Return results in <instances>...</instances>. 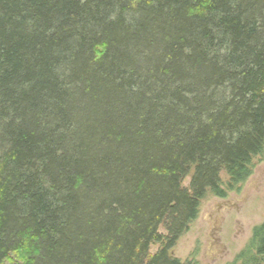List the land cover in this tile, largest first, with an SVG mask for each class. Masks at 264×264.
Segmentation results:
<instances>
[{
    "label": "trees",
    "instance_id": "obj_1",
    "mask_svg": "<svg viewBox=\"0 0 264 264\" xmlns=\"http://www.w3.org/2000/svg\"><path fill=\"white\" fill-rule=\"evenodd\" d=\"M256 157L264 0H0V264H193ZM228 264H264V221Z\"/></svg>",
    "mask_w": 264,
    "mask_h": 264
},
{
    "label": "rangeland",
    "instance_id": "obj_2",
    "mask_svg": "<svg viewBox=\"0 0 264 264\" xmlns=\"http://www.w3.org/2000/svg\"><path fill=\"white\" fill-rule=\"evenodd\" d=\"M220 176L226 183L227 175L221 172ZM188 182L186 178L184 186ZM263 221L264 157H256L251 175L238 190L229 191L225 198L207 194L201 200L197 217L177 240L171 254L193 264H228L245 247L253 227ZM156 250L157 245H151L150 253ZM1 264L23 262L17 254H11Z\"/></svg>",
    "mask_w": 264,
    "mask_h": 264
}]
</instances>
